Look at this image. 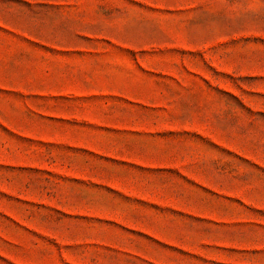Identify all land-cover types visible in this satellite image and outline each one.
Segmentation results:
<instances>
[{
  "label": "rangeland",
  "instance_id": "1",
  "mask_svg": "<svg viewBox=\"0 0 264 264\" xmlns=\"http://www.w3.org/2000/svg\"><path fill=\"white\" fill-rule=\"evenodd\" d=\"M0 264H264V0H0Z\"/></svg>",
  "mask_w": 264,
  "mask_h": 264
}]
</instances>
